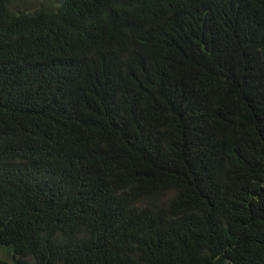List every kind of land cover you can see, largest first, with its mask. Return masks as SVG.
Returning a JSON list of instances; mask_svg holds the SVG:
<instances>
[{
    "label": "trees",
    "instance_id": "1",
    "mask_svg": "<svg viewBox=\"0 0 264 264\" xmlns=\"http://www.w3.org/2000/svg\"><path fill=\"white\" fill-rule=\"evenodd\" d=\"M15 1L0 0L14 264H264V0Z\"/></svg>",
    "mask_w": 264,
    "mask_h": 264
},
{
    "label": "rangeland",
    "instance_id": "2",
    "mask_svg": "<svg viewBox=\"0 0 264 264\" xmlns=\"http://www.w3.org/2000/svg\"><path fill=\"white\" fill-rule=\"evenodd\" d=\"M59 0H17L13 3L14 11H32L35 10L37 7L41 6L42 4H57ZM174 195L173 192H170L166 195V197L162 198L160 203L166 204L168 203L169 199ZM0 259L7 261L8 264H14L15 258L13 256L12 251L6 247H0Z\"/></svg>",
    "mask_w": 264,
    "mask_h": 264
}]
</instances>
